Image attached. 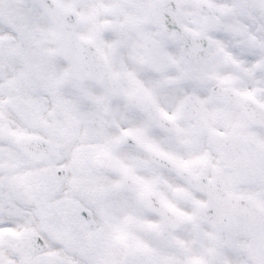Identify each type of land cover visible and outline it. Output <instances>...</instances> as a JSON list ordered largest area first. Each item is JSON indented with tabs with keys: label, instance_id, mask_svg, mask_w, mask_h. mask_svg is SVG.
I'll return each mask as SVG.
<instances>
[{
	"label": "snow or ice",
	"instance_id": "snow-or-ice-1",
	"mask_svg": "<svg viewBox=\"0 0 264 264\" xmlns=\"http://www.w3.org/2000/svg\"><path fill=\"white\" fill-rule=\"evenodd\" d=\"M0 264H264V0H0Z\"/></svg>",
	"mask_w": 264,
	"mask_h": 264
}]
</instances>
